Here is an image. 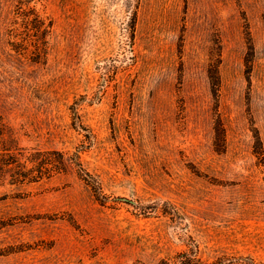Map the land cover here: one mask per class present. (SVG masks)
<instances>
[{
	"label": "rangeland",
	"instance_id": "374dc122",
	"mask_svg": "<svg viewBox=\"0 0 264 264\" xmlns=\"http://www.w3.org/2000/svg\"><path fill=\"white\" fill-rule=\"evenodd\" d=\"M256 148L264 0H0V264H264ZM37 150L65 170L15 182Z\"/></svg>",
	"mask_w": 264,
	"mask_h": 264
},
{
	"label": "trees",
	"instance_id": "16d2710c",
	"mask_svg": "<svg viewBox=\"0 0 264 264\" xmlns=\"http://www.w3.org/2000/svg\"><path fill=\"white\" fill-rule=\"evenodd\" d=\"M36 22H34L33 26L36 30L43 32L46 30L47 24L46 20L43 19L40 15L36 16ZM43 29V31H42ZM41 34V40L43 39V34ZM217 42V41H215ZM218 61V60H217ZM214 61L207 69V78L210 87V91L213 97V101L215 104L218 103V96L220 90V75L218 70V62ZM249 61V59L247 60ZM72 110H75L72 107ZM75 114L76 111H74ZM75 120V119H74ZM76 124V123H75ZM260 137H257V139ZM214 150L217 153H222L224 151L225 145V131L224 127L219 119H216V124L214 127ZM81 150H78L73 155L68 157L70 163L76 169L79 177L83 179L88 185L91 187H95L94 177L85 169L81 162ZM255 154L259 157L264 156L263 149H255ZM27 161L31 164L30 168H26L22 163H16V161H10V159H6L4 164L10 165L14 164V172L12 173V178L15 182L22 180L36 181L42 178L45 175H50L51 172L57 171L61 172L65 170L66 158L65 154L60 151H35L32 152L27 157ZM3 162V160L1 161ZM4 224V222L0 223ZM181 258V259H180ZM196 259L189 257L188 253L182 252L177 256L176 263H171L168 260H162L158 264H197Z\"/></svg>",
	"mask_w": 264,
	"mask_h": 264
}]
</instances>
